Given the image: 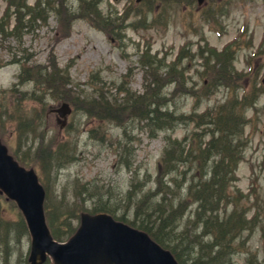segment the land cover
Returning a JSON list of instances; mask_svg holds the SVG:
<instances>
[{"label": "rangeland", "instance_id": "374dc122", "mask_svg": "<svg viewBox=\"0 0 264 264\" xmlns=\"http://www.w3.org/2000/svg\"><path fill=\"white\" fill-rule=\"evenodd\" d=\"M9 1L0 0V140L18 162L38 174L58 225L68 213L76 230L82 213L93 214L105 202L112 206L109 214L117 219L125 216L123 221L130 224L138 200L157 188L166 139L194 146L207 140L194 134L202 131L188 117L195 119L209 108L228 109L242 98L244 88L250 89L254 82L264 84V0H204L202 4L198 0H100L101 15L89 14L85 0H41L39 4L23 0L32 17H23L22 24L14 9L7 11ZM34 11L38 14L33 20ZM199 46L219 53L232 50L234 70L244 77L242 88L230 92L226 85L214 84L215 76L201 66ZM144 51L151 61L157 57L165 71L182 54L178 67L183 72L175 75L180 85L169 83L170 77L163 91L168 109L185 119L156 136L134 110L119 109L115 118L104 109L106 104L122 107L120 85L139 94L152 83L151 69L142 66ZM161 75L166 79V72ZM101 93L107 97L105 104L88 102L94 112L90 115L81 101ZM256 97L254 108L247 103L236 106L248 120L239 135L241 155L231 190L238 191L239 209L247 220L254 219L256 230L231 256L234 264H246L250 255L264 264V93ZM67 109L70 113L63 117L61 112ZM125 130L130 135L126 138ZM121 155L131 163L125 165ZM215 159L211 157L208 164ZM255 211L257 218H253ZM150 213L141 208L138 222ZM156 214L152 226L159 224ZM185 225L178 231L194 234ZM30 249L23 214L0 194V264H29Z\"/></svg>", "mask_w": 264, "mask_h": 264}, {"label": "trees", "instance_id": "16d2710c", "mask_svg": "<svg viewBox=\"0 0 264 264\" xmlns=\"http://www.w3.org/2000/svg\"><path fill=\"white\" fill-rule=\"evenodd\" d=\"M40 1L38 0L37 4ZM84 2L90 4L86 6L89 14L101 15L98 10L100 0L89 2L85 0ZM10 9H14L13 12L19 24H22V19L26 15L32 17L23 0H10L7 11ZM38 9H40L39 5ZM37 14L34 11L33 20ZM7 17H9L8 13ZM98 18L101 19L100 22H103L101 17ZM199 50L198 58L203 60L201 66L205 73H212L211 75L215 76L214 84L226 85L230 92L242 88L241 81L244 77L234 70L232 50L229 51L226 48V51L221 53L209 48H200ZM144 52L142 66L144 69H151L154 76L152 83L146 84L144 92L139 94L120 85L119 93H124L121 98L124 101L122 107L114 108L106 104L104 109L107 114L112 113V117H115V113L124 107L129 108V111L134 110L136 116L143 122V126L152 129L153 135L156 136L158 132L172 129L177 123L183 122L181 119H185L168 109V100L163 91L166 87L164 82L170 77L169 83L175 82L180 85L181 80L176 79L175 75L178 72H183V68L178 67L182 54H178L176 60L168 65V69L165 71L163 65L157 62V57L151 61L146 58L147 52ZM221 58L224 62L220 60ZM161 60L165 61V57ZM228 62L230 65L225 64ZM161 71L166 72V79L161 75ZM211 85L210 83L205 84L204 87L207 88ZM258 92L264 93V84L259 85V82H254L250 89L244 88L242 98H236V103H232L228 109H226L227 106H224L217 108L218 111L214 112L209 108V111L206 110L197 115L195 119H192L193 121L188 117L187 119L194 124V127L202 131L201 133L194 131V134L205 135L208 139L199 141L196 146L178 139H166L163 154L158 163L157 188L154 193L146 194L141 200H138L139 205L136 206L135 217L134 220L129 221L130 224L146 231L159 244L169 249L181 264H225V261L228 264H234L231 256L240 251L239 249L251 239L256 230L254 219L247 220L245 213L239 209L241 203L239 195L236 194L238 191L231 190V187L233 182H236L237 163L240 161L241 155L239 135L240 131L242 133L243 124L247 122V119L243 118L244 111L240 113L238 109L245 103L255 107ZM96 95H99L96 99L81 101L82 107L90 115L94 112L87 103L105 104L104 98H107L103 93ZM200 99L198 98V100ZM114 101L116 102L117 98ZM104 109L99 112L101 117L104 116L102 114ZM128 136H130L128 130H125L124 137ZM213 156H216V159L209 165V160ZM120 157V161L125 165L131 163L124 160L122 155ZM191 158L192 161H190ZM22 162L27 164V160H22ZM256 184L257 179L253 182L251 191L254 190ZM184 190H186L185 196L183 195ZM181 196L184 198L180 199ZM47 202L48 196L45 210L51 232L57 240L62 241L66 236L75 232V228L72 227L69 220L71 216L65 213L66 215L62 217L65 219L61 220L60 225L56 224L52 219ZM144 203H148V205L144 206ZM190 206H193L191 214L181 221ZM141 208H148L151 213L142 222H138L136 214L140 213ZM99 211L111 213L113 209L108 202H105L103 206L95 208L93 213ZM156 213H159L158 219L155 218L159 224L152 226L155 222L150 221H154L152 215H157ZM254 213L256 215L253 218H257L259 213L257 211ZM118 219L123 221L126 218L121 216ZM184 225L186 229L190 228L194 234L191 235L185 232L186 230L178 231L183 230ZM175 232H179L176 239L173 236ZM246 232L249 234L245 237ZM205 238L207 239L205 240ZM186 241L190 242L185 247ZM246 261V264H258L253 255H250Z\"/></svg>", "mask_w": 264, "mask_h": 264}, {"label": "water", "instance_id": "95a60500", "mask_svg": "<svg viewBox=\"0 0 264 264\" xmlns=\"http://www.w3.org/2000/svg\"><path fill=\"white\" fill-rule=\"evenodd\" d=\"M0 193L16 201L25 217L32 236L30 264H42L48 256L54 264H179L148 233L106 213H82L77 232L67 242L54 240L46 223L43 186L35 171L19 165L1 140Z\"/></svg>", "mask_w": 264, "mask_h": 264}, {"label": "bare ground", "instance_id": "6f19581e", "mask_svg": "<svg viewBox=\"0 0 264 264\" xmlns=\"http://www.w3.org/2000/svg\"><path fill=\"white\" fill-rule=\"evenodd\" d=\"M54 162H57V161H54ZM60 165L59 164H56L55 167H59ZM231 256V255H230ZM225 264H228V262L225 261Z\"/></svg>", "mask_w": 264, "mask_h": 264}]
</instances>
